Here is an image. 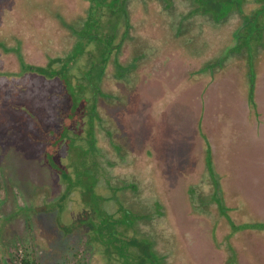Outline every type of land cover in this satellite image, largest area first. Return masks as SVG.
Masks as SVG:
<instances>
[{
    "label": "trees",
    "instance_id": "16d2710c",
    "mask_svg": "<svg viewBox=\"0 0 264 264\" xmlns=\"http://www.w3.org/2000/svg\"><path fill=\"white\" fill-rule=\"evenodd\" d=\"M175 1L28 0L26 13L15 8L6 24L0 23V115L12 120L9 125L15 134L21 135L22 149L38 154L58 186L57 190L49 185L39 186L30 196L17 188L27 203L23 209L18 202L13 206L22 209L20 215L30 207L35 213H56L65 232L76 229L83 234L85 239L70 264H202L194 258L180 231H173L165 224L171 215V202L164 192V178L159 175L160 183L153 186L156 176L149 174L154 169L165 173L161 166L166 168V163L158 154L160 150L157 152L159 148L155 149L156 155L149 151L151 169L149 173L141 169L142 177L134 172L116 171L119 167L132 169L133 164L131 144L122 139L119 122L122 117L118 110L122 108L125 112L135 107V95L141 91L144 75L149 81L158 80L149 70L153 60L148 58L171 52L179 53L193 67L197 58L205 57L184 81L185 84L203 82V95L209 84L217 85L230 67L240 70L243 83H247L242 95L248 118L258 112L259 81L255 79L254 69L262 74L264 24L259 20L258 29H249L252 15L245 7L247 1L257 2L260 11H264V0H189L188 14H180L178 20ZM234 13H239L242 22L230 34L231 38L229 35L230 42L217 48L211 41L197 39L186 23L193 15L203 17L210 24L225 22ZM138 16L142 18L141 26L137 23ZM197 40H202V48L191 49L196 47ZM28 42H31L30 50L26 49ZM33 47L42 49L41 59L32 57ZM211 51L217 54H210ZM231 56L230 63L227 59ZM162 85L167 89L166 83ZM168 97L165 92L155 102V119L164 110L163 100ZM202 118L204 113L199 119L202 142L197 160L207 180L203 187L210 188L209 196L206 199L196 196L199 188L191 182V175L186 174L185 202L192 214L206 216L217 210V215L225 218L230 229L222 248L227 256L226 264H241L232 240L233 232L238 235L240 230L239 234L246 237L250 232L249 220L238 227L227 212L230 206L219 177L221 173L227 175L229 161L221 155L219 141L217 149L211 145ZM2 124L5 125L4 121ZM218 129L226 131L223 126ZM146 185L160 192L148 194ZM0 189L5 191L4 202L11 188L0 181ZM6 215L2 206L0 264H36L26 246L24 251H19L18 246L13 253H8V249L1 252V246H7L8 227L19 217L17 214L5 218ZM216 224L219 222L215 220L213 233L218 247L221 240L217 237ZM252 226L257 228L259 237L254 240L264 239V220Z\"/></svg>",
    "mask_w": 264,
    "mask_h": 264
},
{
    "label": "rangeland",
    "instance_id": "374dc122",
    "mask_svg": "<svg viewBox=\"0 0 264 264\" xmlns=\"http://www.w3.org/2000/svg\"><path fill=\"white\" fill-rule=\"evenodd\" d=\"M27 2L28 0H0V23L6 24L10 12L16 10L15 8L26 13ZM190 8L189 0H176L174 11L177 20L180 14H188ZM245 8L246 12L249 14L251 12L250 15H252L249 29H256L264 24V11H260L257 2L249 4L247 1ZM165 17L170 18L167 14ZM146 19L149 20V17ZM187 21V25L196 34L197 39L200 37L204 41H211V45L217 48L221 44L226 45L230 42L228 37L240 26L242 17L239 13H234L225 22L210 24L203 17L193 15ZM137 23L138 26L143 23L140 16ZM150 29L153 31V27ZM166 30L165 35L168 37L170 29L167 27ZM202 40H197L196 47L191 49H201ZM30 47L31 42H28L26 49L30 50ZM30 52L34 59L43 57L42 49L39 47H33ZM210 54H217V52L211 51ZM182 57L179 53L167 52L155 58L152 56L148 58V61L153 60L148 65L149 70L156 74L158 80L149 81L144 75L146 79L141 82V91L135 95L137 101L135 107L128 108L125 112L122 108L118 110L122 117L119 120L123 130L122 139L128 140L131 144L130 159H133V164L132 169L119 167L116 171L121 174L134 172L135 175L142 177L141 169L145 168L148 173L151 169L148 158V153L151 154V152L149 151L156 155L160 150L158 154L160 158L163 156L166 163L164 165L166 168L161 166L165 173L160 170L164 176L154 168L149 174L156 176L153 178L155 182L153 186H158L160 183L159 175L164 178L162 181V185L164 186L163 182H165L166 187L164 192L167 200L171 202V215L165 224H169L173 231L177 229L178 232L180 231L194 258L202 264H226L227 256L222 248L230 229L225 218L220 214L218 216L217 210L215 212L213 210L206 216L192 214L185 202L186 174L191 175V182L199 188L196 196H204L202 199L209 196L210 188L203 187L207 180L202 176L201 168L198 166L199 160H197L201 151L199 150L200 142H202L199 136V119L204 113L201 121L205 119L204 123L207 125L211 145L217 149V141H219L222 145L220 153L229 161L227 175L223 176L221 173L219 177L222 188L226 190L227 204L230 206V211L227 212L234 221V225L238 227L244 226L249 220L250 232L246 233V237L239 234L240 230L237 231L238 235L233 232L232 240L235 241L239 259L241 264H264V239L254 240V237H259L255 231L257 228L252 229V225L264 220V56L260 60L262 74L260 75L254 69L255 79L259 81L258 112H254L249 118L246 110L247 103L242 95L244 89H247V83H243L240 70L230 67L228 72L222 74L218 83L220 86L213 82L215 86L211 88L213 83L209 84V89L204 91L203 95V82L196 84L194 81L185 84L184 81L188 78L189 71L195 70V67L198 68V64L206 60L205 57L197 58L195 67L192 64L189 66L186 58L182 60ZM227 60L231 63L232 56ZM237 60L241 64L242 60L240 58ZM247 68L249 69V65ZM164 83L167 84V89H164L162 85ZM165 92L169 97L163 100L164 110L155 119V102L163 98ZM3 117L6 115L4 114ZM3 117L0 115V122L5 123L0 125V181L9 189L11 188V191L8 199L3 202L5 191L0 189V208L4 206V212L7 213L5 218L17 214L19 217L14 220L12 227H8L7 246H1V252L8 249V253H13L18 250V246L19 251H24L26 246L36 264H70L73 262L74 252L85 239L79 230L65 232L59 224L56 213L53 212L35 213L30 207L28 211L20 215L27 201L25 202L24 196L17 191V188L20 191L25 190L27 196H30L39 186L49 185L55 190L58 186L54 175L40 160L38 154L22 149L21 135L15 134L9 125L12 120ZM225 117L227 119L223 122ZM222 126L226 131L218 129ZM155 149H158L157 152ZM149 184L152 186V182ZM145 187L148 194L160 192L155 190V187L154 191L147 185ZM54 194L58 196L57 192ZM15 202H18L22 209H16L13 206ZM215 220L219 222L216 224L217 237L221 240L218 247L216 246L218 244L214 242ZM233 228L236 230L235 227ZM85 255L87 256V251Z\"/></svg>",
    "mask_w": 264,
    "mask_h": 264
},
{
    "label": "flooded vegetation",
    "instance_id": "af4514ba",
    "mask_svg": "<svg viewBox=\"0 0 264 264\" xmlns=\"http://www.w3.org/2000/svg\"><path fill=\"white\" fill-rule=\"evenodd\" d=\"M258 4H260V3H258ZM257 7V6H256ZM254 9V8H253ZM253 9H252V11H253ZM250 14H251V12H250ZM261 57V56H260ZM263 57V56H262Z\"/></svg>",
    "mask_w": 264,
    "mask_h": 264
}]
</instances>
